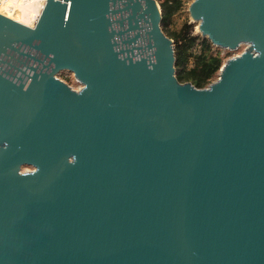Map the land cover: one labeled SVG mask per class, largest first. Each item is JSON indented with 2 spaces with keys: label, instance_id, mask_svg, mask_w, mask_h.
<instances>
[{
  "label": "water",
  "instance_id": "95a60500",
  "mask_svg": "<svg viewBox=\"0 0 264 264\" xmlns=\"http://www.w3.org/2000/svg\"><path fill=\"white\" fill-rule=\"evenodd\" d=\"M191 12L251 45L205 88L176 79L156 0L0 13V264H264V0Z\"/></svg>",
  "mask_w": 264,
  "mask_h": 264
},
{
  "label": "trees",
  "instance_id": "16d2710c",
  "mask_svg": "<svg viewBox=\"0 0 264 264\" xmlns=\"http://www.w3.org/2000/svg\"><path fill=\"white\" fill-rule=\"evenodd\" d=\"M156 1L162 12L161 27L174 43L176 79L197 88L207 87L218 77L225 55L209 39L193 34L191 24L171 28L173 17L184 7L183 0Z\"/></svg>",
  "mask_w": 264,
  "mask_h": 264
},
{
  "label": "rangeland",
  "instance_id": "374dc122",
  "mask_svg": "<svg viewBox=\"0 0 264 264\" xmlns=\"http://www.w3.org/2000/svg\"><path fill=\"white\" fill-rule=\"evenodd\" d=\"M183 2H184V7L179 13H177L173 17L171 28L178 30L184 23H188V24H191L193 26V30H192L193 34L202 36V33L200 31V28H199L200 21L198 19L194 18L192 15V12H191V4L194 2V0H183ZM245 49H247L246 46H240L233 51H229L226 49V53L224 56L225 59H224L223 64L230 58L232 53L239 55L243 51H245ZM58 78L64 82H66L67 84L72 85L75 88L78 87V84L75 82L73 74L69 71H61L58 74ZM26 171H32V168L29 166H23L21 168V172H26Z\"/></svg>",
  "mask_w": 264,
  "mask_h": 264
},
{
  "label": "built area",
  "instance_id": "2783aa9c",
  "mask_svg": "<svg viewBox=\"0 0 264 264\" xmlns=\"http://www.w3.org/2000/svg\"><path fill=\"white\" fill-rule=\"evenodd\" d=\"M46 1L47 0H0V13H2L3 15H6V16H8L10 14H14V13L15 14L16 13H20L25 6L30 5V4H33V5H36L37 6L35 16H37L39 18L40 14H41V12H42V10L44 8V5H45ZM240 46H246L247 48H250L251 47L250 44H240L238 47H240ZM216 48H219V47H216ZM225 53H226V50L221 49L220 54L224 56ZM239 55H241V54H239ZM239 55L238 54H235V53H232V55L230 56L229 59L235 58V57H237ZM73 76H74V74H73ZM74 79H75V82L78 84V87L77 88L73 87L72 85L67 84L66 82L65 83L71 89H73L75 91H79L83 87V84L78 79H76L75 76H74Z\"/></svg>",
  "mask_w": 264,
  "mask_h": 264
},
{
  "label": "bare ground",
  "instance_id": "6f19581e",
  "mask_svg": "<svg viewBox=\"0 0 264 264\" xmlns=\"http://www.w3.org/2000/svg\"><path fill=\"white\" fill-rule=\"evenodd\" d=\"M36 9H37L36 5L30 4L25 6L20 13H16V14L14 13L8 16L14 19L15 21H18L24 25L32 27L37 22L38 19V17L35 16ZM63 71H67V70H63Z\"/></svg>",
  "mask_w": 264,
  "mask_h": 264
}]
</instances>
